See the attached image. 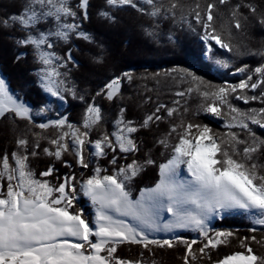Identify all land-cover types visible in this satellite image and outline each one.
Masks as SVG:
<instances>
[{"label": "snow or ice", "instance_id": "6c2138e0", "mask_svg": "<svg viewBox=\"0 0 264 264\" xmlns=\"http://www.w3.org/2000/svg\"><path fill=\"white\" fill-rule=\"evenodd\" d=\"M226 2L219 0L220 4ZM106 4L110 8L130 6L139 12H147L151 17L167 13L174 16L177 8L175 0L167 8L156 0H106ZM88 5L89 0H79L77 5L83 10L84 19L88 18ZM214 7L209 3L204 17L198 10L194 13L197 23L204 29L201 39L205 45L204 54L209 56L215 46L232 51L231 45L213 26ZM248 7L251 12H256L254 6ZM239 8L240 5H236L230 13L236 29L241 28L237 18ZM99 15L115 19L110 11H101ZM77 17L78 12L71 6V0H25L21 12L0 21L4 27L18 25L25 33L15 41L16 44L33 49L34 58L40 65L36 73L39 87L60 101L65 100V93L68 92L76 96L75 89L67 87V72L61 71L74 61L71 49L64 57L53 51L55 42L67 43L73 35L89 42L92 40L91 35L81 29ZM42 22H50L52 27L41 30L38 26ZM258 22L264 24V17ZM169 40H173L171 35ZM215 63L228 67L225 59H217ZM236 71L247 73L238 84L210 86L187 68H174L170 73H178L181 80L190 78L196 86L195 90L204 98L205 102L201 105L204 113L219 118L222 106H227L229 120L226 126L247 130L251 142L241 140L233 131L224 134V139L218 142L208 125H181L183 131L178 134V142L170 146L169 157L157 165V181L151 187L141 188L135 197L131 182L147 165L156 164L151 158L143 163L133 159L131 163L114 168L112 174L97 166L87 178L77 181L74 174L66 175L63 182L54 185L48 180L36 178L28 163L29 155H37L35 148H39V143L29 154L27 137L18 138L17 145L22 151L11 153V162L8 153L0 157V264H145L142 258L133 261L116 256L118 247L123 244H138L149 252L150 246L172 248L175 244H183L186 246L185 264H189V258L197 259L192 247L197 240L189 241L178 235L176 230L197 231L207 241L198 249L204 254L205 249L217 248L233 235L230 231H216L210 235L209 220L214 215L234 211L247 215L255 224L264 225V173L258 171L256 163H248L253 153L264 148V140H259L249 127L251 123L264 129V108L242 112L230 103L233 94L246 103L258 99L256 95H239L238 90L264 88V64L252 70L245 66ZM122 78L131 81L132 74L125 72L122 77L112 78L97 95L104 94L108 100L115 99L120 92ZM201 86L203 91H200ZM187 91L191 93L193 88L189 87ZM176 95L183 96L185 93L177 92ZM79 98L83 99L82 96ZM259 98L264 100V91ZM161 108L169 116L176 111L161 104L156 112ZM49 110L47 104L34 110L0 77V117L12 113L16 118L31 122L34 111L40 115ZM123 112L124 109H121L120 117L115 121L116 130L103 134L95 141L88 138L89 131L102 120L101 109L95 104L86 108L83 131L69 123L66 117L40 123L38 127L41 129L54 127L59 130L58 135L50 140L56 146L55 151L45 148L44 153L61 159L71 150L76 162L87 169L90 157L106 156L109 149L114 153L119 149L123 154L139 151L132 138L138 128L133 126L132 121L124 120ZM154 119L160 120L161 117L156 113L149 114L140 127L149 126ZM171 131L176 132L177 126L173 125ZM158 143L169 148L167 136ZM239 145H244L243 160L235 158L241 152ZM86 149H90L87 155ZM110 163L117 164L115 155ZM65 164L71 167L67 161ZM53 170L50 166L40 175L50 176ZM4 181L7 182L6 190ZM77 193H82L90 201L91 216H85L83 209L73 208ZM165 213L169 214L167 219ZM158 233L172 235L170 238H159ZM241 246L246 248L247 254L238 251L223 257L216 264H264V256L254 254L243 241Z\"/></svg>", "mask_w": 264, "mask_h": 264}, {"label": "trees", "instance_id": "16d2710c", "mask_svg": "<svg viewBox=\"0 0 264 264\" xmlns=\"http://www.w3.org/2000/svg\"><path fill=\"white\" fill-rule=\"evenodd\" d=\"M156 2L162 3L167 8L173 0H156ZM175 2L177 8L174 16L167 13L151 17L147 12H139L130 6L110 8L106 0H89L88 18L84 19L83 10L77 8L79 0H71V6L78 12L77 20L81 29L89 33L92 40L89 42L73 35L67 43L54 44L52 50L61 57L66 56L71 49L74 61V63L69 62L67 68L61 69L67 72V87L74 88L76 92L75 97L70 92L65 93L64 101L56 97L49 98L39 87L36 73L40 65L34 58L33 49L15 42L25 33L18 25L4 27L0 24V72L10 89L34 110L46 104L50 106V110L46 113L47 120L33 115V121L30 122L16 118L12 113L0 117V157L8 153L11 162V153L22 151L17 145V139L20 137H27L29 154L38 142L39 148H35L37 155H29L28 163L36 178L48 180L54 185L63 182L66 175L74 174L77 181L87 178L93 174L92 170L97 166L105 169L107 174H112L114 168L131 163L133 159L143 163L151 158L156 164L147 165L131 182L135 197L139 195L141 188L151 187L157 181V165L169 157L170 146L178 142V134L183 131L181 125L186 126L188 123L208 125L218 142L223 140L224 134L229 131L236 132L241 140L251 142L247 130L239 127L229 129L226 126L229 120L227 106H222L223 120L209 118L201 109V105L205 102L204 98L195 90L196 86L190 82V78L181 80L178 78V73H170V70L187 68L201 76L210 86L223 85L225 78H231L229 74L233 70L245 66L252 70L264 64V55H262L264 24L258 22L264 17V0H227L225 4H220L219 0H175ZM209 3L215 5L213 26L221 34L222 39L231 45L232 51L220 50L215 46L210 56L204 54L205 45L200 36L201 26L199 27L195 22V18H190L188 8L194 6V13L198 10L204 17ZM24 4L25 0H0V21L21 12ZM197 5H199L198 9ZM236 5H240L237 12V18L241 22L240 29L234 27V20L230 16ZM248 5L254 6L256 12H251ZM144 7L148 9L147 5ZM101 11H110L115 18L114 21L100 16ZM48 24L50 22H42L38 27L47 30ZM170 35L173 37L171 41ZM217 59L227 60L228 67L217 65L215 63ZM125 72L131 73L132 79L129 81L127 78H122L121 89L115 99L108 100L104 94L97 95L112 78L122 77ZM163 83H171L173 91L157 94L159 92H155V85L160 86ZM129 85L134 86L136 91H130L129 96L122 100L128 92ZM189 87L193 88L191 93L187 91ZM203 90L204 87L201 86L200 91ZM262 91L264 88L258 87L255 95L259 98ZM177 92H183L185 95L177 96ZM81 96L83 99L79 98ZM260 101L259 106L264 108V100L260 99ZM230 103L240 109L235 103ZM89 104L99 105L104 116L100 123L89 131L88 138L91 141L101 138L105 133L111 134L115 131V121L120 117V110L124 109V120L132 121L133 126L138 128V131L132 134V138L138 144L139 151L123 154L119 149L115 153L109 149L106 156L90 157L87 169L76 162L71 150L61 159L46 155L43 151L45 148L55 151L56 146L52 145L50 140L58 135L59 130L54 127L41 129L38 125L58 118L59 115H66L69 123L80 127L83 131V118ZM161 104L176 111L172 116H169L164 108L157 113L156 109ZM61 106H64L63 110ZM152 113H156L161 119H154L149 126L140 127L145 117ZM173 125L177 126L176 132L171 131ZM249 127L259 140H264V129L251 123ZM166 136L168 149L158 143ZM110 138L114 139V137ZM243 147L244 145H239L241 152L235 157L238 160L244 159ZM88 151L90 149H86V155ZM114 155L117 159L116 165L110 163ZM65 161L71 167L66 166ZM253 162L257 164L258 171L264 173V148L252 154V160L248 163ZM50 166L54 169L52 174L47 177L41 176L40 173ZM81 173L84 174L83 177ZM3 184L6 190L7 182L4 181ZM73 208L83 209L85 216L92 215L91 203L82 193H77ZM209 229L210 235H214L216 231H230L233 235L225 244L214 249H205L204 254H201L198 249L207 242L204 237L193 230L179 233L178 235L189 241L197 240V243L192 245L197 259L189 258V264H216L223 257L238 251L247 254L246 248L241 246V241L250 246L254 254L264 256V225L256 226L245 214L229 212L222 218L215 219ZM252 237L255 239L253 240ZM150 247L151 252L138 244H123L118 247L115 255L133 261L142 258L145 264H185L186 246L183 244H175L172 248ZM141 253H143L142 257Z\"/></svg>", "mask_w": 264, "mask_h": 264}, {"label": "rangeland", "instance_id": "374dc122", "mask_svg": "<svg viewBox=\"0 0 264 264\" xmlns=\"http://www.w3.org/2000/svg\"><path fill=\"white\" fill-rule=\"evenodd\" d=\"M194 7V6H193ZM193 7H191V8H188L189 10H190V18H195V15H194V11H193ZM195 22L197 23V21H196V19H195ZM198 25H199V27L201 26V33H200V36L202 37V35H203V32H204V29H203V27H202V25L201 24H199V23H197ZM52 27V24L50 23V24H48V29L49 28H51ZM218 49H220V50H223L222 48H219V46H216ZM226 50V49H225ZM229 76H231V78L230 79H228V78H225L224 79V81H223V85H225L226 83H228V84H238L239 83V81H240V79H242V78H246V76H247V73H238L236 70H233V71H231L230 72V74H229ZM0 77H2V78H4L5 79V77L2 75V73L0 72ZM256 79V76L254 75L253 76V80H255ZM6 80V79H5ZM172 85H171V83L170 84H167V83H163V84H161L160 86H156L155 85V87H156V90H155V92H159V93H157V94H162V93H164V92H172L173 90H172V87H171ZM129 87V89L127 90L128 92H127V94H125V96H123V99L122 100H125L128 96H129V94L132 92V90L133 91H136V88L134 87V86H132V85H129L128 86ZM144 88V87H143ZM121 89V88H120ZM152 89V88H151ZM153 89H155L154 87H153ZM152 89V90H153ZM258 89V88H257ZM257 89H255V90H251V89H247V90H244L243 92H240L239 90H238V94L239 95H247V96H252V95H255L256 94V90ZM131 91V92H130ZM146 91H147V89H146ZM157 94H154V95H157ZM48 96H49V98H54V97H52L50 94H47ZM236 95L237 94H233V96L230 98V102H233V103H235L236 105H238L239 106V110H241L242 112H247V111H249V110H251V109H260V108H262V107H260L259 106V104H261L260 102V99L258 98L257 100H254V101H252V100H249L247 103L244 101V100H241V99H237L236 98ZM158 96V95H157ZM96 105V104H95ZM49 106V105H48ZM97 106H99V105H97ZM100 107V106H99ZM49 108H50V106H49ZM63 108H64V106H61V110H63ZM101 109V108H100ZM47 113V112H46ZM46 113H44V114H40V115H37V114H34L33 113V115H37V117H41V118H43L44 120L46 119L47 120V117H48V115L46 114ZM101 113H102V109H101ZM60 117H58V118H61V117H66V115H59ZM207 116L209 117V118H211V119H213V120H223L224 119V117L222 116V114H221V116L219 117V118H215L214 117V115L213 114H211V113H207ZM102 117H104L103 115H102ZM58 118H54V119H52V120H55V119H58ZM100 123V122H99ZM233 213H238V212H234L233 211ZM227 213H224V214H222V215H214L210 220H209V227L211 226V224L214 222V220L215 219H218V218H222L223 216H225ZM253 221V220H252ZM255 224V223H254ZM256 226H261V225H258V224H255ZM189 230H191V229H178V230H176V232H177V234H179V233H181V232H186V231H189ZM159 238H170L171 237V235H172V233H158V234H156Z\"/></svg>", "mask_w": 264, "mask_h": 264}, {"label": "bare ground", "instance_id": "6f19581e", "mask_svg": "<svg viewBox=\"0 0 264 264\" xmlns=\"http://www.w3.org/2000/svg\"><path fill=\"white\" fill-rule=\"evenodd\" d=\"M183 174V173H182ZM169 216V214L165 213V219H167Z\"/></svg>", "mask_w": 264, "mask_h": 264}]
</instances>
